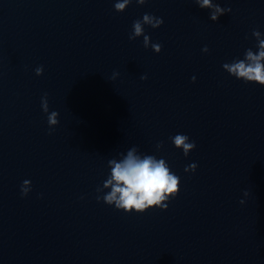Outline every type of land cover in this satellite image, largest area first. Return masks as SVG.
I'll use <instances>...</instances> for the list:
<instances>
[{"label":"water","instance_id":"water-1","mask_svg":"<svg viewBox=\"0 0 264 264\" xmlns=\"http://www.w3.org/2000/svg\"><path fill=\"white\" fill-rule=\"evenodd\" d=\"M115 2L0 0V264H264V85L222 67L257 50L264 0H214L232 9L217 21L194 0ZM145 13L159 53L128 38ZM133 145L180 177L166 210L97 201Z\"/></svg>","mask_w":264,"mask_h":264},{"label":"clouds","instance_id":"clouds-1","mask_svg":"<svg viewBox=\"0 0 264 264\" xmlns=\"http://www.w3.org/2000/svg\"><path fill=\"white\" fill-rule=\"evenodd\" d=\"M133 0H116L114 8L117 12H123ZM147 0H135L138 5H143ZM194 2L202 9H209V18L212 21H217L218 18L232 11L230 7H221L214 0H194ZM164 23L162 17H156L152 14L145 13L142 19H137L133 22L132 32L129 34V40H135L137 37L143 36V45L145 48H151L159 53L162 50L160 43H151L150 36L145 35V25L152 28H158ZM256 40V51L249 47L245 49L243 58L235 57L231 62L223 63L222 67L231 76L236 79H242L245 83H258L264 85V33L254 28L251 33ZM248 37L246 36L245 39ZM202 51H209L207 45ZM44 71L43 65L35 69L36 75H42ZM119 75L118 72H113L112 79ZM141 79H147V76H141ZM195 77H192L195 82ZM41 108L43 112L49 113L48 93H44L41 97ZM59 113L52 111L47 116L49 125V134L55 129L54 126L59 123ZM175 147L183 150L184 156L195 149V141H190L186 134H176L169 137ZM164 142L156 143V149L160 150ZM119 158H111L108 160L110 174L104 180L102 186H97V201L114 206L117 210L131 213H143L146 210L156 207L162 210L168 208V202L176 198L180 192V177L176 175L168 165L164 158H157L155 155L145 154L139 151L138 146L133 145L127 149L126 154L120 152L117 154ZM196 163H192L185 168L186 172H195ZM105 189H110L104 192ZM21 195L27 196L31 191V181L24 180L21 184ZM250 192L244 191V197H249ZM241 204L245 203L244 199L240 200Z\"/></svg>","mask_w":264,"mask_h":264}]
</instances>
